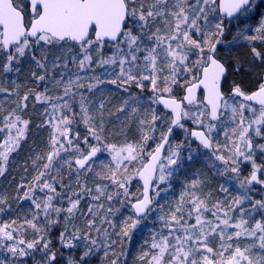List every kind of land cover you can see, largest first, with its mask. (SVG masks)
<instances>
[{
  "label": "snow or ice",
  "instance_id": "6c2138e0",
  "mask_svg": "<svg viewBox=\"0 0 264 264\" xmlns=\"http://www.w3.org/2000/svg\"><path fill=\"white\" fill-rule=\"evenodd\" d=\"M257 8L256 0H0V74L19 72L20 62L28 59L37 85L21 94V84L0 83V93L17 98L2 116L0 176L27 139L31 120L23 113L30 100L43 106L38 127L49 129V151L32 160L36 174L17 186L14 197L30 201L28 214L0 223V250L7 253L0 264L9 257L11 264H24L37 251L43 253L39 264H56L48 234L61 221L62 248L86 242L83 254L69 257L67 264H88L94 249L103 248L107 256L116 243L110 231L116 228L114 201L135 215L117 236L129 237L142 217L161 213L162 230L140 257H150L147 264H264V198L250 195L254 184L264 185V162H256V153L264 154L259 142L264 140V13L254 30L238 28L233 37L249 49L251 66H259L249 73L252 87L230 80L243 66L219 50L233 21L246 23ZM113 91L126 94L116 113L127 112L137 121V139L109 142L105 118L114 115L107 107ZM174 128L185 132L175 148L170 145ZM189 138L207 149L212 168L231 173L242 191L229 198L221 185L224 198L213 201L212 193L203 191L207 178L193 179L165 211L156 197ZM105 153L107 163L99 161ZM244 163L251 169L242 177ZM65 167L69 181L76 177V191L65 184ZM82 174L95 177L91 187L81 182ZM134 180L142 182L138 194L130 191ZM84 200L86 212L80 207ZM8 208V197L0 194V212ZM77 215L84 218L83 227L73 223ZM123 256L111 264H121Z\"/></svg>",
  "mask_w": 264,
  "mask_h": 264
},
{
  "label": "trees",
  "instance_id": "16d2710c",
  "mask_svg": "<svg viewBox=\"0 0 264 264\" xmlns=\"http://www.w3.org/2000/svg\"><path fill=\"white\" fill-rule=\"evenodd\" d=\"M264 12V5L261 9L257 8L256 13L253 15V17L249 21L250 25L253 23H258L260 19V14ZM237 24H240L236 21H233V23L229 26L230 27V32L226 33V39L224 41V44L220 46V53L223 48L228 47V43L230 42H236L233 41V37L237 34L238 28H234ZM245 25L241 23V26L239 28H244ZM244 43L239 44V45H234V49L232 50L233 54L227 55L225 59L229 60L230 62H238L240 65L245 67L247 65L248 56L249 54V49L245 46H243ZM264 47V46H261ZM223 56V54L221 53ZM20 71L19 72H13V73H8V74H0V83H3L5 87L12 88L13 87V81H15L18 84H21L23 87L20 89L21 94L23 92L28 91L30 88L35 89L37 87L36 83L34 82L32 78V72L36 71L35 65L31 63L30 60L24 59L20 62L19 64ZM256 71H259V67L257 68ZM253 73V72H251ZM233 80L236 82H242L245 87H252V81L253 79H250L252 75L249 73H244V71H241L240 73L236 74L233 73L230 75ZM111 87V86H109ZM130 91H132L134 94H139V89L132 88ZM5 94L0 93V99L3 98ZM124 93L122 92H116L113 91V93L108 97V100L110 103L108 104V110L114 113L112 116H108L106 114L105 118V134L109 140V142H118V143H123L126 139L127 140H132V139H137L139 137V132H138V124L137 121L134 119L129 118V113H123L119 114L116 113V109L119 108L122 104L123 99L125 98ZM145 96H149L150 93L145 91L144 93ZM17 98L15 99V101ZM30 102H34V100H30ZM41 107H43L41 105ZM147 108V103L144 101L142 102V106L140 107L139 114L144 115L145 114V109ZM9 108H4L2 107L0 109V113H4V111L8 110ZM41 115L38 113H35V111H32L30 114L24 113V118L30 119L31 123L28 129L27 133V139L21 142V146L18 149V151H15L11 153L10 155V161L8 164V169L6 173L3 176H0V194L6 195L9 200L10 208L8 213H10L11 217H23L24 215L28 214L29 209L31 208V203L30 201H17L14 199V197L17 195V186L22 182V181H31L32 177L36 174V170L33 168L32 165V160L37 157V155L44 156L48 151H49V142H48V128L46 127H38L43 122V117H40ZM127 123H130L129 126L126 125ZM192 126L191 124H187V127L189 128ZM163 130H166V126L163 127ZM79 131L84 134L85 129L84 126L81 124L79 126ZM174 131V129H173ZM174 132L172 133V135ZM6 135V133H0V137H3ZM159 138V133H157V141ZM172 138V136H171ZM221 139V138H220ZM185 141V133L182 135L181 139L178 141L177 145L182 144ZM153 140L149 141V146L150 148L153 147ZM43 145L45 144V150L41 151H36L32 152V154H28V150L32 148L33 145ZM175 148V147H174ZM180 151V156L177 159L176 165H173V174L171 176V182L174 180L175 183H183L185 180H187L188 184L190 182L188 181L187 178H183V175H186L188 170L190 171V167L192 163L199 164L203 162L204 155H207L208 150L204 149L203 147H200L197 143H194L191 139H189V143L183 144V147L179 149ZM104 155V154H103ZM191 155H197L195 159H189V156ZM110 159V157L108 156ZM108 161V159H106ZM104 163L106 162L105 160L103 161ZM42 163V162H41ZM217 165L222 169V165H219V162H216ZM100 164L97 162L94 164L93 168L94 171L99 170ZM246 167L247 166H242L241 168V176H246ZM22 169H24L22 171ZM27 169V170H25ZM205 169L206 171L209 172V176L211 177L210 182L206 181V185L203 188V191L209 192L210 189H217L215 190L214 194H212V200L215 201L216 199H223L224 194L219 191V188L221 185L227 187L229 189L228 196L229 198H234L236 197L237 193H241L240 189L236 190V182L234 181V176L231 173H225L223 175H220L217 173V170L215 168H212L211 164L206 162L205 164L200 167V171ZM64 176H65V184H70V189L69 191H76V177L73 176L71 180L69 181L67 179L68 176V170L65 167L62 169ZM53 174H55V169H53ZM81 182L87 180L88 186L91 187L95 181V177L92 176L91 174L85 176L81 175L80 177ZM255 192L254 194H250L251 197L254 200H259L262 199L263 197L260 195V191L262 188L259 186L253 185ZM75 188V189H74ZM264 191V190H263ZM258 192V193H257ZM137 194V193H136ZM22 195V193H21ZM231 195V196H230ZM162 197H158V201L160 202V199ZM89 201L84 200L81 202V209L86 212L87 210V205ZM105 204L107 202L105 201ZM21 206L22 210H17V206ZM114 206V203L112 207ZM114 208V207H113ZM167 210V207L165 206V211ZM158 216L161 214L158 211ZM153 216L152 212L149 213L147 216L144 218L140 219L143 221H146L149 217L150 218ZM155 217L156 214H154ZM129 217L135 218L134 214L131 212V207L126 205L125 209H121L117 215L112 218L114 221V224L116 225V228L114 230L110 229V231L113 233L112 234V239L116 241V243L113 245L112 249L108 252V255L105 256L104 254V249L101 248L99 250L94 249L93 253L87 258L88 264H99L101 262L100 259L103 260V263H110L111 259H115L116 256L120 255L121 253H124V256L122 257L121 264H147V259L141 260L140 258H135L133 256V251H134V242L137 240V238L140 237L138 234H148L146 228L148 225H141L137 227L135 232L130 233L129 237H123V236H117L116 233L120 232L121 227L123 226V222L127 220ZM256 219L261 218V214L257 212L255 214ZM121 221V222H120ZM130 222V220H129ZM74 224L83 227L85 221L84 218L80 215H77L76 218L73 221ZM122 223V224H121ZM141 223V222H140ZM151 223H153L155 228H157V231L160 232L162 230V222L160 220H156L151 218ZM62 221L61 225H58L49 232L48 238L52 240V250H54L57 253V261L56 264H61V260L66 261L65 264H67V260L69 257H72L71 253L69 252V249L62 248L61 245L59 244L57 237L59 235V232L62 231ZM29 236H32V231L31 234H28ZM138 241V240H137ZM212 241H216V238H212ZM217 242V241H216ZM30 256L24 258V264H30L29 262Z\"/></svg>",
  "mask_w": 264,
  "mask_h": 264
},
{
  "label": "rangeland",
  "instance_id": "374dc122",
  "mask_svg": "<svg viewBox=\"0 0 264 264\" xmlns=\"http://www.w3.org/2000/svg\"><path fill=\"white\" fill-rule=\"evenodd\" d=\"M256 3L258 5V8L261 9L263 7V5H264V0H256ZM251 20L249 19V20H247L246 23H242V24L245 25L244 28H251V29L254 30V28L258 25V23H253L252 25H250L249 21H251ZM240 26H241V23L237 24L234 28H239ZM242 43H244V42L236 41V42L231 43V46H229L230 43H228V47L226 46V48H223L221 50V53L223 54V57L225 58L227 55L229 56V55L233 54L232 53L233 52L232 50L234 49L233 44L234 45H239V44H242ZM248 60H249V62H247V65L245 67H243L244 73H251V72L254 73V72H256V70H257V68L259 66L258 65L256 67H252L251 66V56H248ZM250 79H254V76L252 75L250 77ZM230 80H233V78L231 76H230ZM15 99H16L15 96H6V95H4L3 98L0 99V109L2 107H4V108L8 107L10 109L11 107L14 106V104L16 102ZM145 102L147 103V101H145ZM32 111H35V113H38V114L41 115L42 112H43V107H41V105H39V104H35V102H30V104L28 105V108L25 110L24 113L30 114ZM24 113H23V115H24ZM3 114L4 113H2V112L0 113V126H2V124H3V121H2ZM40 117H42V115ZM126 125L129 126L130 123L126 122ZM48 132H49V129H48ZM173 132H174V134L172 135V138L170 140V145L174 148L178 144V141L181 139L182 135L185 132H184L183 129H179V128H175ZM220 138H221L220 140L222 141L223 140L222 134H221ZM259 142L260 143H264V140H261ZM154 146H155V143H153V147ZM44 148H45V144H43V145H40V144L39 145H33L32 148L28 150V154H32L33 151L34 152H36V151H38V152L41 151L42 152L43 150H45ZM196 156L197 155H195V156L191 155V157H192L191 159H195ZM203 158H204V160H203L202 164L201 163H199V164L192 163L191 164V167H190L191 170L190 171L188 170L187 174L183 175L184 179L187 178L188 181L191 183V181L193 179H205V178H207V182H210L211 177L209 176V172L206 171L205 169H203L202 171L199 170L200 167H202V165L205 164L206 162L211 164L209 162V155L208 154L204 155ZM106 159H108V161L110 160L106 153L104 155H100L99 156V161H104L105 160L106 161L105 163H107L108 161ZM99 161H97V162L99 163ZM256 162L258 164L264 162V154H261V153L257 152L256 153ZM244 165L247 166L246 167V172H247L246 176H247L249 174V172H250L251 164L250 163H244V164H241L240 167L242 168V166H244ZM173 167L174 166H172V168ZM23 170L24 169H22V171ZM170 179H171V177L169 178V182L168 183L160 185V189H162V191L160 192V196L162 197L160 199V202L158 201V197H156V200L159 202V204L164 205L166 207H168L171 204H174L176 199H178L180 192L182 190H184L186 188V186L189 185L187 180H185V182H183V183H181V182L180 183H175L174 180H172V182H171ZM234 181L236 182V186H237L236 190H239L240 189L239 188V184H238V181L235 179V177H234ZM139 186H140V181L134 180L132 182L130 191L135 193V194L136 193L138 194ZM215 190L217 191V189H210L209 192L214 194ZM240 191H242V190L240 189ZM254 193H256V192H255L254 187L252 186V191H251L250 194H254ZM260 193H261L260 195L264 198L263 189L260 191ZM237 195H239V193H237ZM113 203H114V206H113L114 208H113V215H112L111 219L114 218L121 209H125V207H126V205L122 206L118 201H114ZM22 208L19 205L16 207V209L19 210V211L22 210ZM8 211H9V208L6 209L4 212H0V223H4V222H7V221H11V220L17 219L15 217H11V215H10V213H8ZM131 212H132V209H131ZM152 214H153V216L151 218L157 220L158 213L156 211H153ZM154 214H156L157 217H155ZM151 218H150V221L148 220L149 217H148V219L146 221L141 220L140 221L141 223H139L137 225V227H139V226H141L143 224L148 225V223H149L148 227L146 228L148 234H138V235H140V237L137 238L138 241L136 240L134 242V245H133V247H134L133 248L134 249L133 256L135 258H140L143 255V253L149 251V246H150L151 241H152V236H153L154 233H158L157 228H155L156 225L151 223ZM113 223H114V221H113ZM62 224H63V221H62ZM137 227L135 229H130L129 234L135 232ZM28 234H31V229H29V233ZM31 237L32 236H29V238H31ZM211 243L213 245H215L216 241H212V239H211ZM85 246H86V242L81 241V243H80V245L78 247H76L75 249H69V252L71 253L72 258H79L83 254V251L85 250ZM139 252H142V254L138 257V253ZM6 255H7V253L4 250H0V260H3ZM42 258H43V253L37 251V252L34 253V255L30 256L29 262H30V264H39V262L42 260ZM100 260H101V262L99 264H104L103 260L102 259H100ZM112 260L113 259L110 260V263H105V264H111ZM61 261H62L61 264H65V262H66V261H63V259ZM7 264H11V257H9Z\"/></svg>",
  "mask_w": 264,
  "mask_h": 264
},
{
  "label": "water",
  "instance_id": "95a60500",
  "mask_svg": "<svg viewBox=\"0 0 264 264\" xmlns=\"http://www.w3.org/2000/svg\"><path fill=\"white\" fill-rule=\"evenodd\" d=\"M190 128H192V127H190ZM194 142H197L198 144H199V142L198 141H196L195 139H193V138H191ZM167 147V146H166ZM140 183H142V182H140ZM257 185H259V184H257ZM263 187H264V185H262ZM132 212L134 213V210L132 209ZM143 218V217H142Z\"/></svg>",
  "mask_w": 264,
  "mask_h": 264
},
{
  "label": "flooded vegetation",
  "instance_id": "af4514ba",
  "mask_svg": "<svg viewBox=\"0 0 264 264\" xmlns=\"http://www.w3.org/2000/svg\"><path fill=\"white\" fill-rule=\"evenodd\" d=\"M257 186V185H256ZM259 187V186H258Z\"/></svg>",
  "mask_w": 264,
  "mask_h": 264
}]
</instances>
